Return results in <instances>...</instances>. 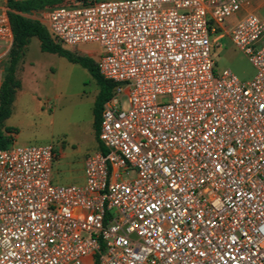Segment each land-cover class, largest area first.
<instances>
[{"label": "built area", "instance_id": "built-area-1", "mask_svg": "<svg viewBox=\"0 0 264 264\" xmlns=\"http://www.w3.org/2000/svg\"><path fill=\"white\" fill-rule=\"evenodd\" d=\"M250 2L80 0L43 16L62 45L100 47L114 82L105 150L87 157L84 183L58 184L62 151L6 132L0 264H264V17L231 35L252 79L213 58L223 23ZM13 42L4 6L0 61Z\"/></svg>", "mask_w": 264, "mask_h": 264}, {"label": "rangeland", "instance_id": "rangeland-1", "mask_svg": "<svg viewBox=\"0 0 264 264\" xmlns=\"http://www.w3.org/2000/svg\"><path fill=\"white\" fill-rule=\"evenodd\" d=\"M79 1L46 0V3H37L28 15L43 17L57 6ZM1 6L8 7L7 2ZM252 12L264 17V7L257 8L255 0H251L229 16L221 32L216 34H224L213 48L218 73L230 69L242 81L255 76V66L231 39L232 31ZM65 47L77 55H88L95 60L100 50L97 43ZM7 62L8 54L0 61V85ZM18 66L16 76L21 87L15 95L6 125L15 127L18 132L17 144H53L62 151L63 155L54 161V182L84 183L86 159L96 152L98 143L101 144L94 128L93 109L99 90L96 79L81 64L57 53L43 51L37 37L30 40L24 60ZM131 176H135V172H131Z\"/></svg>", "mask_w": 264, "mask_h": 264}, {"label": "trees", "instance_id": "trees-1", "mask_svg": "<svg viewBox=\"0 0 264 264\" xmlns=\"http://www.w3.org/2000/svg\"><path fill=\"white\" fill-rule=\"evenodd\" d=\"M46 0H7L9 14L14 31V42L8 52V62L4 69L0 85V149L7 147L11 139L6 134L10 130L5 125V120L11 115L12 104L17 90L21 87L20 80L16 76L19 61L25 54L26 46L32 36H37L41 42L43 51L57 53L70 61L79 63L87 68L99 85V92L94 103V128L99 135L102 112L105 102L112 96L114 82L106 79L99 71L97 61L88 55H77L53 38L46 25L39 19L28 17L24 12H29ZM100 148H105L100 144Z\"/></svg>", "mask_w": 264, "mask_h": 264}, {"label": "crops", "instance_id": "crops-1", "mask_svg": "<svg viewBox=\"0 0 264 264\" xmlns=\"http://www.w3.org/2000/svg\"><path fill=\"white\" fill-rule=\"evenodd\" d=\"M3 2H7V0H3L1 3H0V8L1 7H4V6H1L2 5V3ZM255 3H257V8H262V7H264V0H255ZM9 8V7H8ZM24 14L26 15V16H28V17H31L30 15H28L29 14V12H24ZM31 14V13H30ZM31 18H34V17H31ZM42 18L43 17H38V18H35V19H39L40 21H42ZM43 22V21H42ZM34 37H37V36H32L31 37V39L30 40H32ZM38 38V37H37ZM39 39V38H38ZM40 41V40H39ZM30 43V42H29ZM40 46H41V42H40ZM26 48H27V46H26ZM99 54H100V50H99V52H97V55L99 56ZM98 56H97V59H98ZM24 57H25V54H24V56L22 57V59L19 61V63H18V65L19 64H21V62L24 60ZM97 59H96V61H97ZM19 67V66H18ZM18 67H17V69H18ZM100 88V87H99ZM18 91V90H17ZM98 92H99V90H98ZM17 93V92H16ZM98 94V93H97ZM96 99V98H95ZM95 103V102H94ZM12 113V112H11ZM10 117V116H9ZM8 117V118H9ZM7 118V119H8ZM6 119V120H7ZM6 120H5V125H6ZM6 126H8L9 128H10V130L9 131H15L16 133H18L14 128L15 127H13V126H9V125H6ZM17 137H18V134H17ZM16 137V138H17ZM99 149H101L100 148V145H99V143H98V145H97V150H99ZM96 150V151H97ZM62 155H63V153H62Z\"/></svg>", "mask_w": 264, "mask_h": 264}]
</instances>
